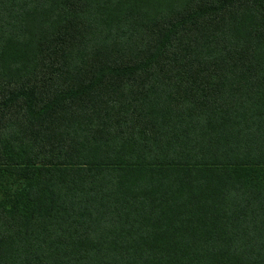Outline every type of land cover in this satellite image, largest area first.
<instances>
[{
  "label": "trees",
  "instance_id": "1",
  "mask_svg": "<svg viewBox=\"0 0 264 264\" xmlns=\"http://www.w3.org/2000/svg\"><path fill=\"white\" fill-rule=\"evenodd\" d=\"M0 264H264V0H0Z\"/></svg>",
  "mask_w": 264,
  "mask_h": 264
}]
</instances>
